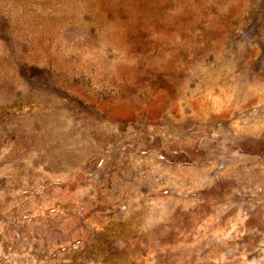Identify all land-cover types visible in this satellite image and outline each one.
Segmentation results:
<instances>
[{"label":"rangeland","instance_id":"1","mask_svg":"<svg viewBox=\"0 0 264 264\" xmlns=\"http://www.w3.org/2000/svg\"><path fill=\"white\" fill-rule=\"evenodd\" d=\"M0 264H264V0H0Z\"/></svg>","mask_w":264,"mask_h":264}]
</instances>
